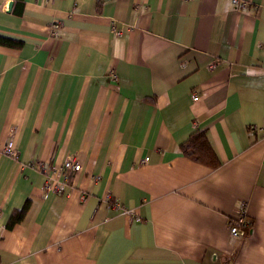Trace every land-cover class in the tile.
<instances>
[{"label":"crops","instance_id":"0c3cea01","mask_svg":"<svg viewBox=\"0 0 264 264\" xmlns=\"http://www.w3.org/2000/svg\"><path fill=\"white\" fill-rule=\"evenodd\" d=\"M248 1L0 0V35L23 42L0 46V139L19 151L0 153V264H264V0ZM197 130L212 163L183 153ZM69 159L82 170L46 195L41 168ZM242 203L252 230L232 240Z\"/></svg>","mask_w":264,"mask_h":264},{"label":"built area","instance_id":"2783aa9c","mask_svg":"<svg viewBox=\"0 0 264 264\" xmlns=\"http://www.w3.org/2000/svg\"><path fill=\"white\" fill-rule=\"evenodd\" d=\"M235 9L247 10L251 3L248 0H230ZM58 28V23L52 25L53 32H56ZM115 30V28H114ZM118 35L121 33L117 32ZM212 69H215V64L211 66ZM112 79L117 81L116 73H112ZM195 101L198 100V97L194 98ZM0 153L6 157L12 158L14 160L19 159V151L16 146V142L13 137L2 143L0 139ZM149 159H146L144 162H148ZM43 173L46 175V181L44 184V192L46 195L60 194L64 190V186L68 185L71 179L78 174L82 170V166L76 160H66L60 166H53L50 171L42 167ZM48 172V173H46ZM97 180L99 178H96ZM86 195L82 197V201L86 200ZM115 209L120 211L122 214L136 217V212L134 210L127 209L123 204L119 202H115L111 199V196H108L106 199ZM136 220H140V218H136ZM251 232V226L248 216V208L247 203H242L234 213V215L230 218L229 222V233L232 240H241L246 238Z\"/></svg>","mask_w":264,"mask_h":264},{"label":"trees","instance_id":"16d2710c","mask_svg":"<svg viewBox=\"0 0 264 264\" xmlns=\"http://www.w3.org/2000/svg\"><path fill=\"white\" fill-rule=\"evenodd\" d=\"M21 41L11 39L6 36L0 35V46L10 47V48H19L22 46ZM183 153L194 160L203 162V163H212L214 158V152L208 141V137L205 131L197 130L189 139V141L183 145ZM28 205L21 211H16L12 215L9 226H13L18 221L22 220L26 214Z\"/></svg>","mask_w":264,"mask_h":264},{"label":"water","instance_id":"95a60500","mask_svg":"<svg viewBox=\"0 0 264 264\" xmlns=\"http://www.w3.org/2000/svg\"><path fill=\"white\" fill-rule=\"evenodd\" d=\"M11 8H12V4L9 5V9H11Z\"/></svg>","mask_w":264,"mask_h":264},{"label":"rangeland","instance_id":"374dc122","mask_svg":"<svg viewBox=\"0 0 264 264\" xmlns=\"http://www.w3.org/2000/svg\"><path fill=\"white\" fill-rule=\"evenodd\" d=\"M250 220V219H249ZM250 226H251V230H252V224L250 223ZM250 234V233H249ZM249 236V235H248Z\"/></svg>","mask_w":264,"mask_h":264}]
</instances>
